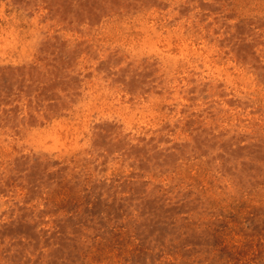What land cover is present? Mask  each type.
I'll use <instances>...</instances> for the list:
<instances>
[{"label": "rangeland", "instance_id": "obj_1", "mask_svg": "<svg viewBox=\"0 0 264 264\" xmlns=\"http://www.w3.org/2000/svg\"><path fill=\"white\" fill-rule=\"evenodd\" d=\"M0 264H264V0H0Z\"/></svg>", "mask_w": 264, "mask_h": 264}]
</instances>
